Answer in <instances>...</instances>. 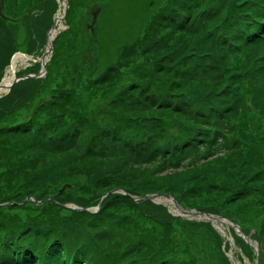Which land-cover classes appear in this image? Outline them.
I'll use <instances>...</instances> for the list:
<instances>
[{"label":"rangeland","instance_id":"rangeland-1","mask_svg":"<svg viewBox=\"0 0 264 264\" xmlns=\"http://www.w3.org/2000/svg\"><path fill=\"white\" fill-rule=\"evenodd\" d=\"M25 1L41 38L32 19L17 21L24 0H0V84L22 55L0 90L1 215L46 226L78 206L100 216L97 256L135 242L175 264H264V40L233 22L264 0H191L183 24L150 20L133 43L118 36L104 65L98 31L116 37L125 18L101 15L112 0ZM165 1L150 3L151 19ZM59 113L78 122L63 149L2 127ZM116 117L146 131L148 147H101L97 128Z\"/></svg>","mask_w":264,"mask_h":264},{"label":"trees","instance_id":"trees-1","mask_svg":"<svg viewBox=\"0 0 264 264\" xmlns=\"http://www.w3.org/2000/svg\"><path fill=\"white\" fill-rule=\"evenodd\" d=\"M162 1L112 0L104 9L102 8L101 15L103 17L110 18L111 11L118 9L125 15L124 20L120 23L121 27L116 37H113L111 32L105 31V23H102L98 31L99 57L102 65L112 60L118 43H133L136 41L139 36L138 28L148 24L150 20L154 27L156 21L163 23L162 19L167 20L170 24H172L171 20L183 24L184 18L192 16V5L195 2L190 3L191 0H166L151 19L155 11L150 10V3L158 2L155 4H160ZM228 4L232 5L231 1ZM26 5L27 3L24 0L22 14H20L21 17L17 18V21L20 18H23L25 21L32 19L31 33H34L37 38H41V30L38 24L39 11L33 13L38 14L34 16L32 14L34 10L30 11L28 5L27 8ZM43 5L44 2L42 0H35L33 6L39 8ZM246 8L245 4H242L240 11H244ZM23 10H29V12L25 13ZM233 22L236 24L234 32L238 31L242 26H247L249 30L253 31L254 40H264V1L261 4L258 3V7L253 9L251 13L235 15ZM261 25L262 27H260ZM121 34L124 36L123 40L120 42L116 41L117 37ZM235 75V72L230 74L228 79L232 80ZM210 77L212 82L217 81L215 74H211ZM144 88L146 93L151 90L149 86H144ZM63 95L66 96L62 92V97ZM27 100L31 101L30 98ZM197 100L199 102L207 101L206 93ZM62 101H64L63 98ZM56 103L59 102L56 101ZM49 106L54 107L51 103ZM77 124L78 122H74L59 113L54 114V117L46 115L39 119H35L30 115L27 117V120L7 122L2 127L10 134L32 135V141L35 145H38L42 149L52 150L63 149L64 146L74 139L78 132ZM97 129L100 131L101 147L118 144L127 146L132 150L148 147L147 132L142 131V136L138 137L140 131L131 129L127 123H121L118 117H116L115 121H109ZM173 130H176V128H173ZM184 131L185 129H183V132L180 130L175 134L183 136ZM185 143L195 144L192 140ZM82 178L84 177L82 176ZM68 196L66 194V198ZM72 211L79 215H61L60 212H56L54 213L55 215L52 214L46 218L49 220L46 226L45 223L32 222L30 219L22 222L18 215L6 219L0 213V264H84L85 262L86 264H175V261L171 263L158 250L150 253L148 246L141 247L140 244L135 242L126 245V249L122 252L121 250H113L112 253L103 252L102 254L101 252L100 256H97L98 253L94 247H98L96 239L102 234L99 232L93 233V229L98 222L97 217L100 216H87V212L82 210ZM84 216L91 218L87 222V227L84 225Z\"/></svg>","mask_w":264,"mask_h":264},{"label":"bare ground","instance_id":"bare-ground-1","mask_svg":"<svg viewBox=\"0 0 264 264\" xmlns=\"http://www.w3.org/2000/svg\"><path fill=\"white\" fill-rule=\"evenodd\" d=\"M54 34H55V32H54ZM20 56H22V55H20ZM20 56H19V54H18V55H16V56L14 57V59H13V61H12V66L10 67V75L8 76V74H7V76H6V78H5L4 82H3V85H4V86H6V85H8L9 83H11L13 77H15L13 73L16 71L17 60L20 58ZM5 88H6V87H5ZM2 89H4V88H1L0 90H2ZM185 217H186V216H185ZM219 227H220V226H219ZM220 228H221L223 231L225 230V229L222 228V227H220Z\"/></svg>","mask_w":264,"mask_h":264},{"label":"water","instance_id":"water-1","mask_svg":"<svg viewBox=\"0 0 264 264\" xmlns=\"http://www.w3.org/2000/svg\"><path fill=\"white\" fill-rule=\"evenodd\" d=\"M67 8H68V6H67ZM67 8H66V11H67ZM0 11H1V7H0ZM50 43V40H49V37H48V35H47V44H49ZM50 48H52V45L50 46ZM27 77H31V75H29V76H27ZM6 86H4L3 84H0V89L1 88H5ZM101 204H102V202H100V204H99V207L101 206ZM63 206H65L64 204H63ZM69 208H73V207H71V205H69L68 206ZM73 209H76V210H84V211H86V210H88V209H86V208H82V207H78V206H76L75 208H73ZM89 211V210H88Z\"/></svg>","mask_w":264,"mask_h":264},{"label":"clouds","instance_id":"clouds-1","mask_svg":"<svg viewBox=\"0 0 264 264\" xmlns=\"http://www.w3.org/2000/svg\"><path fill=\"white\" fill-rule=\"evenodd\" d=\"M75 210V209H74ZM82 211H84V210H82Z\"/></svg>","mask_w":264,"mask_h":264}]
</instances>
